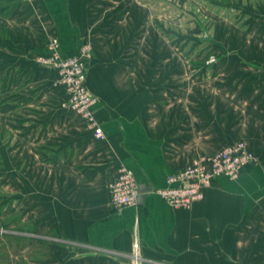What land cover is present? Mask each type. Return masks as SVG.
I'll use <instances>...</instances> for the list:
<instances>
[{"label": "crops", "instance_id": "1", "mask_svg": "<svg viewBox=\"0 0 264 264\" xmlns=\"http://www.w3.org/2000/svg\"><path fill=\"white\" fill-rule=\"evenodd\" d=\"M0 2V264H135L136 239L141 264H264V35L203 40L218 64L194 69L145 0ZM53 36L66 58L93 47L103 140L38 62ZM237 140L257 157L238 179L190 209L156 193ZM121 167L149 190L135 206L110 201Z\"/></svg>", "mask_w": 264, "mask_h": 264}, {"label": "built area", "instance_id": "2", "mask_svg": "<svg viewBox=\"0 0 264 264\" xmlns=\"http://www.w3.org/2000/svg\"><path fill=\"white\" fill-rule=\"evenodd\" d=\"M60 42L55 36L48 41L49 56L38 58V62L52 67L57 75L58 84L68 94L67 108L75 111L88 122L94 130L95 138L103 140L105 134L99 125L94 106L97 97L89 89L87 63L93 58V47L89 43L82 45L79 53L73 57L60 54ZM214 58H211L213 61ZM257 157L245 140H237L225 145L212 155H198L191 164L170 175L167 187L156 191L173 208L190 209L205 196V189L218 177L236 180L242 172L256 161ZM110 201L115 207L135 206L139 200L140 188L134 173L121 167L115 181L109 185ZM135 264H141L139 242H134Z\"/></svg>", "mask_w": 264, "mask_h": 264}, {"label": "rangeland", "instance_id": "3", "mask_svg": "<svg viewBox=\"0 0 264 264\" xmlns=\"http://www.w3.org/2000/svg\"><path fill=\"white\" fill-rule=\"evenodd\" d=\"M148 1L150 0H145L152 10L150 18H160L161 24L166 27L165 30L160 29L162 36L181 43L177 46V51L184 52L186 49L192 56L191 63L194 69L206 65L212 68L218 64L216 47L213 44H209L208 48H205L206 45L201 46L199 43L203 40L210 42L216 39L223 41L225 38L244 40L264 35V0H250L251 7L256 6L253 12L249 11L248 0H218V3L215 0H153L150 3ZM4 5L0 2V6ZM186 40L190 44L185 46L183 42ZM201 53L203 56L198 59L197 56ZM211 58L214 60L211 61ZM3 242L1 241L0 245H3Z\"/></svg>", "mask_w": 264, "mask_h": 264}, {"label": "water", "instance_id": "4", "mask_svg": "<svg viewBox=\"0 0 264 264\" xmlns=\"http://www.w3.org/2000/svg\"><path fill=\"white\" fill-rule=\"evenodd\" d=\"M147 191H149V190H145V189H143V188H140V192L142 193V195L139 196V201H140V200H143V197L145 196V195H143V193H144V192H147Z\"/></svg>", "mask_w": 264, "mask_h": 264}]
</instances>
